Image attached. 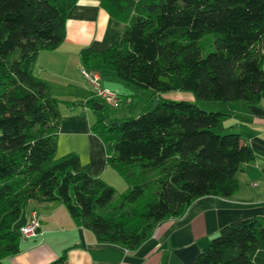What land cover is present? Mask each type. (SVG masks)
<instances>
[{
    "label": "trees",
    "instance_id": "trees-1",
    "mask_svg": "<svg viewBox=\"0 0 264 264\" xmlns=\"http://www.w3.org/2000/svg\"><path fill=\"white\" fill-rule=\"evenodd\" d=\"M77 1L0 0V262L22 250L15 223L30 201L62 203L99 242L136 250L198 198L232 196L255 160L240 133L225 131L226 113L198 101H264V0H101L126 30L118 45L84 49L83 67L150 92L138 116L104 105L92 124L128 190L116 200L77 153L57 157L61 101L34 66L65 39ZM177 90L196 102L162 97ZM194 264H264V217L223 226Z\"/></svg>",
    "mask_w": 264,
    "mask_h": 264
},
{
    "label": "crops",
    "instance_id": "crops-1",
    "mask_svg": "<svg viewBox=\"0 0 264 264\" xmlns=\"http://www.w3.org/2000/svg\"><path fill=\"white\" fill-rule=\"evenodd\" d=\"M125 30L126 24L112 16L101 0H78L68 14L65 39L58 48L41 51L34 66L35 74L48 83L61 101L63 118L57 157L77 153L92 174L100 176L121 194L128 190V184L107 165L105 144L92 130L96 118L90 110H98L95 104L87 103L92 99L91 87L81 73V53L84 49L98 53L120 44ZM98 74L105 87L122 97L130 95L134 99L129 90L139 91L115 76L112 70ZM122 90L128 92L122 94ZM131 103L134 105V100ZM205 104L211 109L218 106L226 113L225 131L240 133L255 153V160L240 172L239 188L232 196L198 198L182 216L157 225L152 236L136 250L99 242L92 230L74 221L62 203L30 201L23 206L15 227L21 230L29 222L30 211L37 209L40 233L30 239L21 236V252L4 261L48 264L66 252L63 264H194L223 226L250 217H264V101L257 105L244 101ZM125 106L129 109L130 105Z\"/></svg>",
    "mask_w": 264,
    "mask_h": 264
},
{
    "label": "built area",
    "instance_id": "built-area-1",
    "mask_svg": "<svg viewBox=\"0 0 264 264\" xmlns=\"http://www.w3.org/2000/svg\"><path fill=\"white\" fill-rule=\"evenodd\" d=\"M81 73L91 87V98L99 100L111 109H119L122 106V96L116 91L105 87L98 72L82 67ZM20 232L23 239H30L40 233V214L37 209L30 211L29 222L21 228Z\"/></svg>",
    "mask_w": 264,
    "mask_h": 264
},
{
    "label": "rangeland",
    "instance_id": "rangeland-1",
    "mask_svg": "<svg viewBox=\"0 0 264 264\" xmlns=\"http://www.w3.org/2000/svg\"><path fill=\"white\" fill-rule=\"evenodd\" d=\"M73 65H76V64H72L71 66H73ZM79 69H80V67H79ZM79 69H78V71H79ZM115 90H118V89H115ZM129 91H132L131 94H133V96H134V105L131 108V112L129 111L130 109H128L125 105L120 107L119 109H111V108H109V112H110L112 117H114V116L115 117H119V118L120 117L122 118V117H125V116H134L135 117V116H138L142 112L143 107H142V104H141L142 102L141 101L145 100L148 97L150 92L148 90L135 91L133 89H130ZM127 92L128 91H126V90H122L121 91L122 94H126ZM162 95L165 96L166 99H170V100H187V101H190V102H196V98H195L194 94L192 92H189V91H183V90L170 91V92H165ZM185 96H187L188 99L185 98ZM205 103H207V102L198 101V105L200 107H202V108H205L208 111L221 110V109H218L219 108L218 106L215 107L214 109L205 107L206 106ZM213 103H216L218 105L220 103V105H224L225 102L219 101V102H213ZM220 108H224V107L221 106ZM92 109L93 108H91L90 113L93 114L95 116L96 120H97V115H96L97 112L94 109L93 110ZM121 195H122L121 193L117 192V194L115 195V199L119 200L121 198ZM0 264H10V259L5 260L4 262H0Z\"/></svg>",
    "mask_w": 264,
    "mask_h": 264
},
{
    "label": "water",
    "instance_id": "water-1",
    "mask_svg": "<svg viewBox=\"0 0 264 264\" xmlns=\"http://www.w3.org/2000/svg\"><path fill=\"white\" fill-rule=\"evenodd\" d=\"M154 103L156 105L158 103V99H155ZM95 106H96L97 110H101L104 107L103 103H101V102H96ZM106 122H109V119H106Z\"/></svg>",
    "mask_w": 264,
    "mask_h": 264
}]
</instances>
